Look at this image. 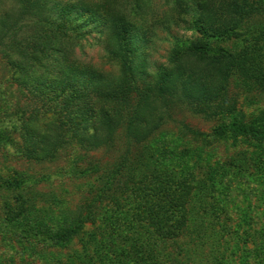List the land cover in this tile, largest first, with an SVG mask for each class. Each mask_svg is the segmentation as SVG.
Wrapping results in <instances>:
<instances>
[{
  "label": "rangeland",
  "instance_id": "obj_1",
  "mask_svg": "<svg viewBox=\"0 0 264 264\" xmlns=\"http://www.w3.org/2000/svg\"><path fill=\"white\" fill-rule=\"evenodd\" d=\"M128 1L130 4L127 5ZM148 1L155 11L165 9L168 12L170 9L164 6L163 0ZM100 2L112 6L108 10L105 7L100 9L111 13L110 26L105 30L97 24L78 20V14L86 11L90 3L94 6ZM192 2L195 17L201 25L190 30L185 22L168 27L152 22L144 25L142 21L147 22L143 19L147 0H6L4 3L0 0V8L7 5L6 8L15 10L11 18L13 25L33 27L32 24L45 21L68 28L76 23L79 26L74 32L76 36L70 40L67 38L65 53L52 50H60L55 48L59 45L57 41L38 40L42 48L47 49L45 59L37 55L32 60L27 52L23 56L17 48H4L2 45L12 43L9 39L0 43V264H156L162 254L198 246L202 250L190 251L193 259L189 264H264V139L242 138L229 131L234 121L264 134V88L255 86L252 91H246L236 84V77L244 75L242 68L236 65L228 68L227 78L220 77L224 81L221 86H224L227 101L234 104L223 100L220 89L210 94L230 105L228 110H234L205 118L203 114H192L186 102L174 92L167 91L169 86L165 88L167 83L162 79L177 70L178 63L171 61L174 51L181 58L187 48L194 49L189 43L191 39L199 42L196 47L207 51L205 59L212 57L224 63L228 56L234 58V52L228 50L235 49V46L225 33L219 39L222 50L209 56L214 46L211 36L222 32L215 31V28L219 23H226L223 17L227 16L218 7L242 2L251 4V1ZM135 3L141 11H135ZM112 13L116 14L118 22L113 21ZM259 16L262 20L260 26L251 27L250 23H243V26L255 32L258 35L255 42L262 44L264 9ZM143 28L147 29L144 35L141 33ZM133 29H139V35ZM115 31L124 40H112V36L116 37ZM129 36L132 43L144 48L141 55L135 56L138 67L144 65L146 72H157L162 89L144 90L140 102L132 106L137 107V120L126 131L124 127L116 129L114 137L119 143V138L125 134L132 140L137 138L134 134L139 133V140H145L141 158L154 172V178L138 186L132 181L110 178L106 185L110 188L105 186L99 198L102 203L86 208L84 201L89 203L98 199L96 193L101 185L104 186V180L93 174L79 175L81 168L70 147L58 160H32L33 155L40 156L42 152L27 140L31 136L29 129L32 127V134L47 131L49 120L42 119L35 125L29 119L24 123L17 122L21 110L28 115L35 107L33 101H25L19 89L27 88L33 92L37 89L34 84L22 85L16 79L13 83L11 71L19 63L17 75H21V79L29 80V75L36 81L44 78L56 82L67 77L87 76L83 70L88 69L83 68L88 66L116 74L108 57L123 45L132 51ZM175 44L177 48L173 50ZM263 54L264 49L254 53V59L252 54L249 55L248 65H252L248 72L250 79L255 80L252 74L263 75ZM70 59L75 61L69 62ZM6 61L13 65L8 66ZM190 75L188 91L200 89V82L209 79L204 68ZM214 81L216 78L206 84L211 86ZM48 91L53 93L50 89ZM43 99L47 104L48 98L44 96ZM198 100L195 101L200 102ZM206 101L212 107L216 103L209 94L201 103ZM96 104L110 115L116 111H121V116L127 113L112 100ZM79 107L62 106L61 117L66 122L67 119H79ZM150 108L154 114L159 111L163 114L167 108L169 115L159 125L152 124L147 115ZM86 115H80L85 122ZM16 124L18 127L24 124L23 129L14 130ZM182 124L196 134L192 135ZM217 126L222 128L221 133H215ZM74 131L78 133L76 129ZM96 150L89 151L88 155L108 158L119 152V149L107 152L108 147ZM226 161L228 165L223 167L222 163L225 165ZM229 164L235 168H229ZM220 169L223 173L217 175L221 173ZM8 183L17 187H9ZM199 218L206 220V227L194 224ZM119 238L126 241L121 243ZM131 239H137V242L132 244L128 241ZM113 240L115 242H111ZM211 253H217V256ZM115 255L121 259L116 260ZM207 255L215 259L209 260ZM165 262L176 264L171 259Z\"/></svg>",
  "mask_w": 264,
  "mask_h": 264
},
{
  "label": "trees",
  "instance_id": "obj_2",
  "mask_svg": "<svg viewBox=\"0 0 264 264\" xmlns=\"http://www.w3.org/2000/svg\"><path fill=\"white\" fill-rule=\"evenodd\" d=\"M249 1H251V4L246 3L244 5V2H242V4H228L225 8H222V5L218 7L224 14H226L227 17H223L226 23H223L222 25L219 23V25L215 28V31L221 30L222 32H217L216 35L211 36V39L214 41V46L210 49L209 56L215 53L218 54L219 50H222L219 46V39L221 36L224 37L223 34L225 33L230 38V40L233 41V45L235 46V49L228 50L234 52L232 53L234 58L228 56V60H226L224 63L218 62L212 57H207L205 59V54L207 51L200 49L198 46L196 47L199 42H197V40L192 41V39L189 40V43L191 46L194 45V49L187 48L181 58L175 55V51L172 54L171 61L178 63L177 70L174 73L171 72L168 73V75H164L162 79L167 83L165 88L169 86L167 91L174 92L175 96L186 102L192 114H203L205 118H211L214 115L217 117L221 112H231L234 110H228L231 106L225 105L224 101H226L228 104L234 103L227 101L224 86H221L222 83L224 84V81L221 78L226 79L229 75L226 73L227 69H230L235 65L240 66L244 74L243 77H236V84L238 86L247 89L246 91H252L255 86L264 88V73L263 75L258 76L252 74L251 77H255V80L250 79V73L248 72L252 68V65L249 66L247 61L249 55L252 54L254 59V53L264 49V35L260 34L261 41L263 43H256L255 36L258 35L255 34V32L244 29L245 27L243 26V23H250L251 27H253L252 25L260 26L262 20L259 16V13L261 12V9H264V5H262L263 0ZM1 2L4 3L6 0H1ZM128 4H130L129 1L127 5ZM146 4L147 7H145L143 19L147 20V22L143 20L142 23L144 25L146 23L152 22L153 25L159 24L165 27V24H167L166 27H168L172 24L179 26L181 25V22H185L187 28L190 30L192 27H197L199 25V20L197 17H195L196 13L193 11L194 7L192 6V0H163L164 6L170 7L168 12H165V9L162 12L155 11L148 0ZM6 6L7 5H3V7L0 8V41H2L0 43L4 44L3 41L9 39L12 43L2 45L4 48L5 46L17 48L19 53L23 56L24 52H27L28 58L32 60L37 58V55H40L42 59L48 57L46 56L47 49L42 48V45L37 42L38 40L44 39L46 41L49 39L52 41H57L60 46L58 45L55 48H58L63 52L55 49L52 50L58 54H62L65 53L64 44L68 42L67 38L70 40L72 36H76L74 32H77L79 28L77 23L76 26L74 25V27L68 28L60 25H54V23L48 24L45 23V21H38L37 23L32 24L34 25L33 27L27 26L26 24L13 25L14 23L11 21V18L15 10L13 8L8 9ZM134 6V9L136 8L135 11L139 10L140 7L138 8L137 3H135ZM104 7L108 10L111 9L112 6L105 5V3L102 2L97 3L94 6L90 3L89 7L86 8V11L82 12L81 15L80 13L78 14V20H80V22L88 21L89 23L97 24V26H100V29L102 30L108 29V26H110L108 23L111 13L103 10L100 11V9ZM146 9L148 11H146ZM139 11H141V9ZM112 14L114 15L112 18L113 21L118 22L119 19L115 20L116 14ZM84 15H86V17H84ZM39 19L40 18L38 17V20ZM78 20L76 22H78ZM142 23L140 22V24ZM138 30L139 29H133V31H136L139 35ZM35 31H37V33H34ZM146 31L147 29L143 28L141 31V33H143L142 35H144ZM115 32L116 33L113 34H116L115 36L118 37V39L112 36V40H124V37L119 32ZM108 35L111 34L108 33ZM135 36L137 37V34ZM131 39L132 38L129 36L128 40L129 43H131L132 51L130 48L127 49V47L123 45V47L120 46V50L114 51L112 54L110 53V56L108 57L109 64L116 68V74H112L113 72L111 70L105 72V70H98L97 68L88 66L83 68L88 69L83 70L84 73L86 72L87 76L79 77V75L69 78L67 77L56 82L55 80L44 78L36 81L31 79L29 75L27 78L30 81L25 77L21 79V75H17L19 73V63H16L14 66L15 68L11 71L12 76L10 77V80L13 83L17 80L18 82L21 81L19 83L22 85L34 84L35 88L37 89L35 92L27 88L19 89V94L23 95L25 101H33L35 103V107L31 109L30 112L28 111V115L25 111L21 110V114L19 113L18 115V117H21L19 119L17 118V122L21 121L20 123H24L29 119L31 122H34L35 125L42 119L49 120L47 122V129H45L47 131L32 134V127L29 129V134L31 136L27 140L31 142V146L37 147L42 152L40 156L33 155L32 160L40 162L46 160H58L61 155L64 154L65 149L70 147L72 153H76V162L81 168L80 173H78L79 175L84 176L86 174H93L96 175V178L100 177V180H104V186L102 187L101 185L96 193V197L98 196V201H89L88 203L86 198H84V200H86L84 201V206H88L86 208H90L95 204L102 203V200L99 198H101L102 194L104 193L103 188L108 185L107 183L110 178H112L111 180H113V178H121L122 180L124 179V181H132L137 186L138 184H144L145 182L152 181L154 178V172L148 169V164L146 165L145 161L143 160L144 158H141L145 148V146L142 145V142L145 140H139V133L136 132L134 135L135 137L137 136V138H133L132 140H130L125 134L124 137L119 138V143H117L118 141H116L114 137L116 129L124 127L126 131L128 126L132 125L134 120H137V107L132 108V106L140 102L141 98L144 96V90L151 88L155 91H159L162 89V86L158 82L157 72H146L144 65L143 68L138 67L135 56L141 55V51L144 48H140L137 43H132ZM143 40L145 41V39ZM175 48H177V44L174 45L173 50ZM225 50H227V48ZM74 61V59L69 60V62ZM6 63L8 66L13 65V63L8 61H6ZM38 63L40 62L38 61ZM261 63L264 64V54L261 59ZM200 68H204L206 70V75H209L208 81H211L213 78H216V81H214L213 85L210 86L209 84H206L209 82L205 79L204 82H200V85H198L201 87L200 89L195 88L194 91H192V89H190L191 91H188L190 85L187 83H189L191 79L190 74L193 75V72L199 71ZM181 69L182 71H180ZM212 72L213 75L210 76ZM220 86L221 88H219ZM48 89L52 90L53 93H50ZM217 89H220L219 94L220 96H223L224 101L218 100L216 99L218 96L210 94L212 91H218ZM208 94L212 95L216 101L214 107H212L207 101L203 102V104L201 103ZM44 96L48 98L47 104L43 99ZM93 97L94 100L92 101ZM197 99H199L198 101L200 102L195 101ZM108 100L115 101L121 105L127 111V113H125L124 116H121V111H116L113 115H110L105 112L102 107H99L100 105L98 106L96 104V102L104 103ZM65 105L69 107H73V105H80L81 107L77 108V114L82 116L87 114L86 122L83 121V118L80 115L78 117L79 119H67L66 122L61 117L62 106ZM152 108H150L147 113L148 118L151 119L152 124L159 125L162 123L161 121L166 119L165 116L169 115V112L166 111L165 109L167 108H165L163 114L162 111H159L158 114H154V110ZM161 114L162 116H160ZM23 125L24 124H20L18 127L16 124L14 125L13 129L21 130ZM182 127H185L184 124H182ZM74 129H76L78 133H75ZM185 129L188 132H192V135L196 134L193 130L188 129V127H185ZM221 129L222 128L217 126L215 133H221ZM229 131L242 138L264 139V134L262 132L255 131L246 126L238 125L234 123V121L231 122ZM106 147H108L107 152L112 149H119V152H117L118 154L115 157L109 156L108 158H104V156L95 157L94 155H90V153L88 155L89 151ZM168 157H171L172 159V156ZM146 158L152 159L150 156H147ZM224 164L225 165L222 163V166L226 167V165H228L227 161ZM229 168L232 169L235 167L230 166L229 164ZM229 168L227 167L226 169ZM220 171L221 173H217V175H221L223 173L221 169ZM8 184L9 187H17L14 186V183ZM181 184L183 185L184 183L181 182ZM106 188H110V186H106ZM23 209L24 208L21 207V210ZM18 214L21 215V212ZM194 224L204 228V226L206 227L207 223L205 219L199 218L196 221L194 220ZM119 239L121 243H123L124 240L126 241V239ZM136 240L137 239H131L128 241H131L132 244H135V242H137ZM111 242L115 241L113 240ZM191 250L200 252L202 247H192L191 249L184 248L182 252L176 249L175 251L168 252V255L162 254L158 256L159 262L156 264H166L165 260L168 259H171V261L176 264H189L193 259L192 252H190ZM185 254H187V256L186 258H183ZM211 254L217 256V253ZM220 255L223 257V253ZM115 258L117 260L120 257L115 255ZM207 258L212 261L215 259V257H212L211 255H207ZM132 261L137 263L134 260ZM225 263L228 264L227 262Z\"/></svg>",
  "mask_w": 264,
  "mask_h": 264
}]
</instances>
